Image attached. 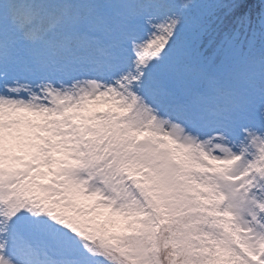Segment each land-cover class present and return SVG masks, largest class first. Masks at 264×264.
I'll list each match as a JSON object with an SVG mask.
<instances>
[{"label":"snow or ice","instance_id":"1","mask_svg":"<svg viewBox=\"0 0 264 264\" xmlns=\"http://www.w3.org/2000/svg\"><path fill=\"white\" fill-rule=\"evenodd\" d=\"M0 264H264V0H0Z\"/></svg>","mask_w":264,"mask_h":264}]
</instances>
